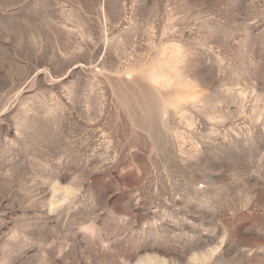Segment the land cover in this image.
Masks as SVG:
<instances>
[{"label":"rangeland","instance_id":"1","mask_svg":"<svg viewBox=\"0 0 264 264\" xmlns=\"http://www.w3.org/2000/svg\"><path fill=\"white\" fill-rule=\"evenodd\" d=\"M0 264H264V0H0Z\"/></svg>","mask_w":264,"mask_h":264}]
</instances>
